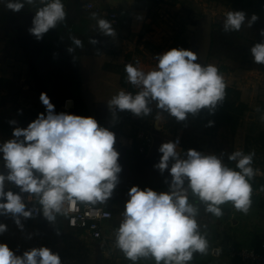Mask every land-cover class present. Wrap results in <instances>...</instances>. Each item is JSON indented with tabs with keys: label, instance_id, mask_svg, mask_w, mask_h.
<instances>
[{
	"label": "clouds",
	"instance_id": "clouds-1",
	"mask_svg": "<svg viewBox=\"0 0 264 264\" xmlns=\"http://www.w3.org/2000/svg\"><path fill=\"white\" fill-rule=\"evenodd\" d=\"M37 0H7L6 7L21 12L25 3L34 5ZM29 32L37 40L50 29L66 20L62 0H39ZM99 31L105 36H115L110 21L98 18ZM244 11L225 13L223 30L239 32L243 26L250 28L258 20ZM264 37V29L260 30ZM76 48H83V41L70 37ZM90 43L96 44L95 39ZM69 47V53L74 52ZM256 64L264 65V40L250 48ZM157 63L145 71L137 60L125 65L126 80L137 91L121 89L107 102L113 116L116 111H130L137 117L148 116L155 102L159 111L167 112L176 120L185 121L188 114L208 109L214 114L219 103L226 97L227 83L224 75L214 64L202 66L196 62L197 54L189 49L172 48L155 57ZM40 101L45 113L30 122L26 128L14 127L11 138L0 143V160L7 173L0 172V216H10L23 231L25 220L42 214L55 223L57 216H66V204H105L118 183L121 166L119 153L114 148L115 134L101 127L98 121L81 115L56 113L49 96L42 92ZM22 112V110H18ZM10 120V125H16ZM214 121H209V127ZM179 140L160 145L159 162L154 165L161 173L170 171L172 180L168 192L157 193L151 188L132 186L123 219L115 231V246L133 262L140 257H152L155 264H189L194 254L206 255L210 245L206 233L198 223L199 207L190 202L189 193L204 205V211L219 218L223 205L247 214L252 205L251 180L257 174L253 167L255 152L247 154L233 151L228 160L235 162L229 167L221 156L204 154L195 149L181 153ZM188 181L185 187V181ZM6 183L15 186L6 189ZM23 194H27V202ZM35 201L31 208L28 203ZM38 205V207H37ZM75 224V220L72 221ZM7 225L0 223V234ZM0 264H62L58 253L50 248L33 247L17 255L7 243H0Z\"/></svg>",
	"mask_w": 264,
	"mask_h": 264
},
{
	"label": "rangeland",
	"instance_id": "rangeland-1",
	"mask_svg": "<svg viewBox=\"0 0 264 264\" xmlns=\"http://www.w3.org/2000/svg\"><path fill=\"white\" fill-rule=\"evenodd\" d=\"M228 1L230 0H185L180 8L179 6L178 8L173 7L176 6V3H171L170 7L154 6L152 9L158 10L151 16V22L145 24L141 29L140 42L137 43V47L133 48L134 52L131 55H135L140 67L145 71L155 67L157 55L172 48L194 51L198 57L196 62L202 66L216 65L225 77L226 90L232 91L230 94H226V104L228 106L236 105L237 108H240V104H244L247 107L240 116L236 129L233 130L230 126L223 124H214L211 127L197 126L195 119L189 115L185 121L178 122L167 112H161V118L157 121L155 117L159 110L156 109L155 102L150 105L153 109L152 113L146 117H137L135 125L146 128L154 137V145L150 150L152 157L150 163L154 164L159 162L162 155L159 152L160 145L170 140L174 141L177 132L182 136L179 147L182 154L188 149L217 156L223 154L224 163L233 168L235 162L229 161L228 155L236 150H242L246 154L254 151L253 167L257 170V174L250 182L254 190H261L264 187V78L238 74L234 70L236 67L234 63L226 58L211 56L210 50L213 32L223 28L225 13L231 10L244 11L248 18L252 14L259 17L250 28L245 24L238 32L244 40L249 42L248 46L264 40V37L260 36V30L264 29V4L257 1L252 2L251 6V2L246 1L240 7L233 8ZM231 1L233 2V0ZM6 3L7 0H0V79H7L10 82L8 87H6V83H0V143L11 138L14 127L26 128L40 113L46 115V108L40 101L42 92L49 96L51 103L55 106L56 113L69 112L68 108L72 105L71 99L77 96L80 91L77 89L78 80L70 84L72 86L70 89H68L69 84L65 85L64 81H55L59 69L56 59L62 58L65 63H68V66L72 60L76 59L67 51L69 47L75 49L72 53L76 55L81 53L82 55L95 56L102 51H107L111 43L110 36H105L99 31L96 20L92 19V13L77 11L75 16H66V20L53 30L55 35H58L54 38L57 45L55 50L51 49L54 46L50 42L39 44L36 47L31 43L28 27L32 25L36 9L42 6L39 4V0L34 5L25 3L21 12L8 10ZM70 7L78 8V4L70 5ZM97 17L107 19L104 14L97 15ZM85 19H89L91 25L87 26ZM131 21L128 18L127 24L129 25ZM60 33L62 39L59 37ZM72 36L81 39L84 47L76 48L70 39ZM91 39H95L97 43H90ZM200 39H202V45L199 44ZM62 45L64 48H61ZM240 49L244 50L241 47ZM111 65L107 62L104 64V66ZM122 69V66H119L118 72L117 69L113 70L120 74L121 85H129L130 91L135 93L137 90L127 82L126 74ZM260 72L264 73V70L261 69ZM82 74L85 76L84 73ZM97 81L96 77L91 79L93 83ZM93 89L98 91L92 94L95 98H102L103 94H105V98L108 97L106 95L108 92L105 91L106 89L103 90L100 84L94 86ZM235 92L239 93L238 98H235ZM28 107L31 108L28 109ZM18 110H22V112ZM10 120H15L16 125H10ZM0 172L7 173L2 160H0ZM154 172L157 175L161 173L155 167ZM166 172L170 173L165 170L161 174ZM166 177L160 176L159 178L165 180ZM128 179L132 181L130 178ZM128 183L124 182V178H122L121 184H119L123 195L128 194L130 188L127 186ZM187 183L186 180L185 187ZM169 186L156 188L154 191L157 193L168 192ZM7 188L12 187L6 183ZM114 199L111 198L109 201H114ZM194 200L196 202L193 203L199 207V213L202 216L201 228L203 232L207 231L212 239L215 240L217 237L227 239L237 235L242 241H239L237 245L254 244L263 240V199L252 195V205L247 214L236 211L230 203L225 204L222 206L223 215L219 218L206 213L204 205L196 197ZM118 208L115 211V218L122 220L125 202ZM21 221L24 225L23 231L16 226L10 216H0V223L7 225V231L0 234V243H7L17 255H22L24 251L33 247L45 246L59 254L62 264H122L125 262L124 253L114 245L111 249L114 250L115 255L105 259L104 252H107L108 249H95L94 245H86L89 246L86 248L71 239H66L69 237L67 232H62L57 227L40 229L34 219L25 220L21 217ZM111 231V235L115 237L116 229L113 228ZM113 242L115 243V239ZM113 242L112 244H114ZM116 259H121L123 262H117Z\"/></svg>",
	"mask_w": 264,
	"mask_h": 264
},
{
	"label": "crops",
	"instance_id": "crops-1",
	"mask_svg": "<svg viewBox=\"0 0 264 264\" xmlns=\"http://www.w3.org/2000/svg\"><path fill=\"white\" fill-rule=\"evenodd\" d=\"M86 0H62V2L65 5V10L67 13V16H75L77 11H83L82 3ZM78 4V8L70 7V5ZM185 0H173L172 3H176V6H173L174 8L183 5ZM168 5H162L167 6ZM154 6L157 5L153 0H106L103 7L105 10V16L108 19L107 13L108 12H114L119 15V18L117 20L116 25L113 27L115 30V36H111V43L107 49V51H102L101 53L90 56V55H82L79 53L76 55V59H78L80 56V59L77 60L78 65V78L80 84V91L77 95V98H80L83 101L84 109H83V115L85 117L91 116L95 118L101 125V127L108 128L110 131H112L115 134L116 142L114 144L115 150L119 153L118 163L121 166V172L118 174V183L113 190L112 196L109 198H115L114 201H107L105 204H97L96 206L104 205L108 209H110L113 213V219L108 223V227L105 231V235L107 238L106 245L98 246V243H92L88 239H85L81 237L79 233H76L74 231H71L70 229H67L64 221L59 222L56 225H49L42 219H34L36 223L40 226V229H47L49 227H57L62 232H67L69 235L66 239H71L78 244H81L88 248L89 246L86 245H94L95 249L104 250L108 249L107 252H104L105 259L112 257L114 254V250H112V245L115 246V243L113 242V237L111 235L112 231L111 229H117L119 226V223L121 222L120 218H115V211L119 209V205L122 206L123 202L126 203L128 197V194L123 195L122 190L119 187V184H121L122 178H124V182H129L128 187L130 188L132 186H139L141 189L145 188H151L156 189L160 187L165 186H152L149 185V182H155V181H161L159 177H166L171 175L170 173H158L157 175L154 170V163H150L152 160V157L150 155V150L152 146L154 145V137H153V144L152 146L147 149L145 153L140 152V145L141 142L137 140V132L138 129L141 128L135 124H127L123 123L121 121L120 116L115 113V116H113V110H110L107 106V100L110 99L113 95L117 94L119 90L124 89L126 91H130L129 85L122 86L121 85V79L120 74L115 73L116 71L113 69H117V72L119 71V66H122V71L125 72V65L128 63L135 64L137 58L133 54L131 55L134 47H137V43L140 42V36H141V29L144 27V25L149 24L150 18L152 15L156 14V10L158 9H152ZM148 10V8H150ZM128 18H130L132 21L129 22L128 25ZM85 24L89 26L91 25V22L89 19H85ZM139 25V26H138ZM32 25H30L31 27ZM28 27V29L30 28ZM137 29V30H136ZM33 36L29 32V38ZM41 40V39H40ZM40 45L41 42L39 40H36ZM31 43L34 44V40L31 39ZM36 46V45H35ZM127 56V57H126ZM130 58H129V57ZM112 64L111 66H104L105 63ZM116 66V67H115ZM105 67V68H104ZM238 74H242L244 76H257L264 78V73L260 72L259 69H234ZM83 71V72H82ZM53 73V72H52ZM85 76H83V74ZM96 77L98 81L95 83L91 82V79ZM7 80V79H6ZM87 80H89L87 82ZM97 84H100L102 86V89H106L105 91L108 92L106 95L108 97L105 98V94L102 95V98H95V96H92V94H95L98 92L97 90L94 91V86ZM96 88V87H95ZM131 92V91H130ZM72 100V99H71ZM74 100H72V105L68 108L69 110L73 109L74 107ZM142 129H145L144 127ZM146 130V129H145ZM149 132V130H147ZM151 133V132H150ZM136 149V150H135ZM145 156V157H142ZM148 158V159H147ZM149 162V164H148ZM130 178L132 181H129ZM127 184V183H125ZM11 186V185H10ZM129 188V189H130ZM13 189V188H12ZM120 196H122L120 198ZM118 197V198H117ZM189 199L190 202H196L194 200V196L189 193ZM201 215L199 213L197 220L198 223H201ZM235 222V220H233ZM202 227V224H200ZM201 231L203 232L202 228ZM206 233L207 239L209 241L210 250L209 253L206 255H201L199 253H195L193 260L189 262V264H241L239 261H236L231 258L230 251L232 248L237 249V247H240L239 241L241 238H238L237 235L231 236V238L223 239L217 237V239H212L209 235V233ZM263 240L264 241V234ZM239 236H241L239 234ZM242 237V236H241ZM112 242L114 244H112ZM237 242V243H236ZM242 242V241H240ZM116 247V246H115ZM111 250V251H110ZM116 250V249H115ZM125 258V262L128 264H155V261L152 257H140L137 261L133 262L129 259ZM117 262L121 261V259H116ZM123 262L122 264H126Z\"/></svg>",
	"mask_w": 264,
	"mask_h": 264
},
{
	"label": "trees",
	"instance_id": "trees-1",
	"mask_svg": "<svg viewBox=\"0 0 264 264\" xmlns=\"http://www.w3.org/2000/svg\"><path fill=\"white\" fill-rule=\"evenodd\" d=\"M246 1L251 2V6H252V2H257V1H260L262 4H264V0H233V2L230 0L228 1V3L232 4L233 8H238L242 4H245ZM54 29H50L46 34L43 35V38L39 40L42 45L44 43L50 42V44L54 46L53 48H51L53 50H55L57 46L56 41H54V38L58 36V35L57 36L55 35V32L53 31ZM61 32L63 33V31ZM59 37L62 39L61 33L59 34ZM211 44L212 45H211L210 55L213 57L217 56L218 58L229 59L232 63L236 65L234 69H248V70L250 69L261 70L262 69L264 70V65L254 63L250 55L249 50L251 46H253L255 43L250 44V46H248L247 44H249V42L244 40V38L240 36L238 32L229 33V32H225L223 28H220V30L213 32ZM240 47L243 48L244 50L242 51ZM61 48H64V46L62 45ZM70 54L73 55V57H76L75 53H70ZM56 60H57L59 69L57 71L58 75H56L55 81H58V82L64 81L65 85L69 84L68 89H70L72 88L70 84L78 80L77 89L80 90L79 87L81 83L79 82L80 80L78 78L77 60L76 59L72 60L70 66H68V63H65V61H63L62 58L61 59L58 58ZM9 82H10L9 80L0 79V83H6V87L9 86ZM231 92L232 91L230 89L226 90V94L228 93L230 94ZM238 97H239V93L235 92V98H238ZM72 100H74L73 101L74 107L73 109L69 110L68 113L84 116L82 113L84 109L83 101L80 98H77V96H74ZM235 106H228L224 99L223 102L217 105L214 114H209L208 109L205 108L195 115L193 114H188V115L192 116L195 119L197 126L209 127L207 126L208 122L214 121V124L227 125V126H230L233 130H235L239 122L240 116L243 114V112L247 108L246 105L244 104H240V108H237ZM261 190L264 191V187ZM263 245H264V241L259 242V243H254V244L241 245L240 247H237V249L254 248L258 251H263L262 250Z\"/></svg>",
	"mask_w": 264,
	"mask_h": 264
},
{
	"label": "built area",
	"instance_id": "built-area-1",
	"mask_svg": "<svg viewBox=\"0 0 264 264\" xmlns=\"http://www.w3.org/2000/svg\"><path fill=\"white\" fill-rule=\"evenodd\" d=\"M106 0H86L82 3L84 12L86 13H96L97 15L105 14L104 3ZM157 5H168L173 2V0H153ZM108 19L114 27L117 23L119 15L114 12L107 13ZM264 84V80H263ZM31 107H28L30 109ZM120 116L121 121L127 124H135L137 116H135L130 111H116ZM100 125V123L98 122ZM101 126V125H100ZM137 140L141 142L140 152L145 153L153 144V135L145 129L139 128L137 132ZM179 140L180 147L182 142V136L177 132L174 136V141ZM14 191H18L15 186L11 185ZM27 202V194H23ZM252 195L264 200L263 190H254ZM35 201L29 202L28 207L31 208ZM38 207V205H37ZM65 207L68 209V214L66 216H57L55 223L49 222L42 214H38L34 219H42L49 225H56L59 222L64 221L67 229L79 233L81 237L88 239L92 243H98L97 245H106V235L105 231L108 227V223L113 219V213L106 206H96V205H86L82 203H76L75 205L66 204ZM75 220V224L72 221ZM263 251H258L254 248L247 249H234L230 251V256L232 259L239 261L241 264H264V245L262 246Z\"/></svg>",
	"mask_w": 264,
	"mask_h": 264
},
{
	"label": "water",
	"instance_id": "water-1",
	"mask_svg": "<svg viewBox=\"0 0 264 264\" xmlns=\"http://www.w3.org/2000/svg\"><path fill=\"white\" fill-rule=\"evenodd\" d=\"M210 42H211V40H210ZM199 44L202 45V39H200ZM209 47H210V45H209ZM171 180H172V177H171V175H169V176H167L165 178V180L155 181V182H152V183L149 182V185H152V186H168V185H170Z\"/></svg>",
	"mask_w": 264,
	"mask_h": 264
},
{
	"label": "flooded vegetation",
	"instance_id": "flooded-vegetation-1",
	"mask_svg": "<svg viewBox=\"0 0 264 264\" xmlns=\"http://www.w3.org/2000/svg\"><path fill=\"white\" fill-rule=\"evenodd\" d=\"M30 39L34 40V44L36 45V47L39 46V43L36 41L37 39L35 38V36H31Z\"/></svg>",
	"mask_w": 264,
	"mask_h": 264
}]
</instances>
